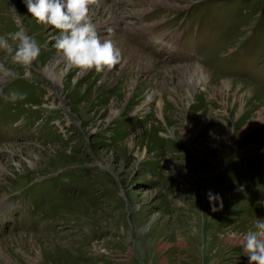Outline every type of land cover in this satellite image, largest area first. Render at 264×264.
Instances as JSON below:
<instances>
[{
	"label": "rangeland",
	"instance_id": "rangeland-1",
	"mask_svg": "<svg viewBox=\"0 0 264 264\" xmlns=\"http://www.w3.org/2000/svg\"><path fill=\"white\" fill-rule=\"evenodd\" d=\"M12 7L41 54L30 79L19 66L0 79V264H249L240 240L264 219V0H96L90 19L122 54L104 73L68 65L23 0H0V35L18 28ZM111 15L116 30L100 24ZM0 63L13 67L3 50ZM148 94L173 99L177 119L143 128ZM196 136L219 150L199 159Z\"/></svg>",
	"mask_w": 264,
	"mask_h": 264
},
{
	"label": "clouds",
	"instance_id": "clouds-1",
	"mask_svg": "<svg viewBox=\"0 0 264 264\" xmlns=\"http://www.w3.org/2000/svg\"><path fill=\"white\" fill-rule=\"evenodd\" d=\"M31 17L38 23L55 28L58 35L54 47L62 53L68 65L81 71H110L120 63L121 51L113 40L98 32L90 19V6L96 0H23ZM17 30L0 35V50L9 57L13 67L0 63V79L16 76L15 66L24 69L25 78H31V67L41 54V46L23 26L22 15L12 7ZM6 100L24 99L23 94L12 92ZM152 99L151 94L146 100ZM207 198L216 211L215 202L221 201L217 194L208 192ZM240 248L249 264H264V219L257 218L253 226L242 236Z\"/></svg>",
	"mask_w": 264,
	"mask_h": 264
},
{
	"label": "bare ground",
	"instance_id": "bare-ground-1",
	"mask_svg": "<svg viewBox=\"0 0 264 264\" xmlns=\"http://www.w3.org/2000/svg\"><path fill=\"white\" fill-rule=\"evenodd\" d=\"M114 19H115V16H113V15H111L110 16V18L107 20V21H105V22H103V23H100V24H104V25H106V24H109V23H112L113 22V28L116 30V27H117V22H120L121 21V19H116L115 21H116V23H115V21H114ZM99 24V25H100ZM117 24V25H116ZM98 25V26H99ZM105 32V31H104ZM112 39V38H111ZM53 65V64H52ZM49 66V65H48ZM47 66V68H49ZM55 67H53L52 68V71H50L49 73H48V76L51 78V79H57V77H56V74H55V69H54ZM18 69V68H17ZM75 85V84H74ZM125 89H126V86L123 88V89H121L120 88V90H122V91H120V95H118L117 97H121L122 98V96H124L125 95ZM177 89V88H176ZM133 94V93H132ZM132 94H130L129 95V97L131 98L132 97ZM139 97V96H138ZM162 97V96H161ZM128 98V97H127ZM171 98V97H170ZM172 98H175V97H172ZM81 99V98H80ZM194 99V98H193ZM83 100V99H82ZM165 100V101H164ZM131 101H132V99H131ZM141 101V100H140ZM143 101V100H142ZM158 101V102H157ZM74 102V101H73ZM84 102V101H83ZM82 102V103H83ZM116 102H119V101H110V103L112 104L111 106H116ZM153 102H155V100H153ZM153 102H149L148 103V107H150V108H148V110H146L145 111V104H146V102H144L142 105H139L138 107V111H145V113H144V116L142 117V120H144V122H143V128H152L153 127V122H151V123H148V124H146L145 122H146V119H147V116L149 115L150 116V114H154L155 115V117L154 118H156V119H158V120H160L159 118H163L164 116H165V114H167L166 116H169L170 118H172V119H177V118H175L176 117V115H175V113H174V111H173V107L174 106H176L177 105V103L172 99V100H168V99H165L164 97L163 98H161V99H158V100H156V102L157 103H153ZM95 103V102H94ZM101 103H103L104 105L103 106H107V107H109L110 106V104L109 103H105L104 102V100H100V102H99V104H101ZM152 103V104H151ZM93 104V103H92ZM97 104V103H96ZM95 104V105H96ZM172 104H174L173 106H172ZM176 104V105H175ZM93 106V105H92ZM102 106V107H103ZM120 106V105H119ZM91 109V105L90 106H88L86 109ZM116 108V107H115ZM115 108H114V112H115ZM89 109V110H90ZM93 109V108H92ZM100 109V108H99ZM96 110H98V109H96ZM132 111V110H131ZM135 111V110H134ZM97 112V111H96ZM156 112H157V114H156ZM219 112V111H218ZM118 113V112H117ZM260 114H261V112H260ZM95 115V114H94ZM118 115V114H117ZM112 116V115H111ZM224 116V115H223ZM101 117V116H100ZM139 117V116H138ZM151 117V116H150ZM153 118V119H154ZM165 118V117H164ZM261 118V117H260ZM152 119V120H153ZM187 119V118H186ZM217 119V118H216ZM219 119V118H218ZM224 119V118H223ZM149 120H151L150 118H149ZM148 120V121H149ZM210 120V119H209ZM259 120V119H258ZM147 121V122H148ZM187 121V120H186ZM212 121V120H211ZM193 122V121H192ZM218 122V121H217ZM100 123V122H99ZM177 123V122H176ZM207 123V122H206ZM104 124V123H103ZM109 124V123H108ZM173 124V123H172ZM212 124V123H211ZM102 125V124H101ZM146 125V126H145ZM175 125V124H174ZM106 127V126H105ZM191 125H190V127L188 128V130H187V135L188 136H191V135H189V130L191 131ZM197 127V126H196ZM229 127V126H228ZM226 128V127H225ZM210 129V128H209ZM227 128H226V130L225 131H223V133L220 135V139L221 140H223V143H221V146L220 147H223V149H224V151L226 150V152L228 153V146L229 147H231V144H228L227 143V141H228V133H227ZM208 131V130H207ZM138 132V133H137ZM145 132V131H144ZM210 132V131H209ZM143 133V131L142 130H138V131H136L135 132V134H136V136H141V134ZM177 133H178V135L181 133V135H182V131H180V129H177ZM218 133V132H217ZM139 136V137H140ZM180 136V135H179ZM142 137V136H141ZM140 137V138H141ZM181 137V139H182V141L184 142V137L183 136H180ZM216 137V136H215ZM219 137V136H218ZM138 137H136V138H133V140L132 141H134V140H136ZM130 140V139H129ZM169 140V139H168ZM191 141H192V144H191V147H192V150H193V152L196 154V155H198V158L199 159H205L204 157L205 156H207L208 155V152L209 153H211L210 154V156H214V152H215V150H219V147H218V145L217 144H215V145H212V147H211V149H210V151H207V144H206V142L204 141V142H202L201 141V143H200V139H199V137L198 136H196V137H192V139H191ZM230 141V140H229ZM228 141V142H229ZM197 142V143H196ZM123 143V142H122ZM125 144L126 143H128V140L127 139H125V142H124ZM231 143H233V142H231ZM74 144V143H73ZM209 144V143H208ZM135 145V143L134 142H132V144H131V146H134ZM129 146V145H128ZM197 146H200V147H197ZM198 149V150H197ZM47 150V149H46ZM198 152V153H197ZM42 153V152H41ZM148 153V152H147ZM180 155H182L181 154V152H177V157L182 161V156H180ZM209 156V155H208ZM231 156V155H230ZM233 156V155H232ZM171 157V156H170ZM174 157V156H173ZM172 157V158H173ZM224 158H226V155H225V153L223 152V154L221 155V165L222 164H224L225 163V161H224ZM157 159V158H156ZM184 159V158H183ZM158 160H159V162H160V164H161V167L163 168V169H165V161H162L161 159H159L158 158ZM177 160V159H176ZM179 160V161H180ZM206 160H208V159H206ZM183 162V161H182ZM169 163V162H168ZM212 163V162H211ZM209 165H210V163H209ZM215 166H216V164H214ZM212 167V166H211ZM181 169H183L184 167H180ZM179 168V169H180ZM215 168V167H214ZM165 171V170H164ZM210 172V170L209 169H206L205 170V173H209ZM175 173L177 174V173H179V170H175ZM192 173V172H191ZM193 174V173H192ZM188 176H189V174H188ZM8 180V179H7ZM9 181V180H8ZM7 184V183H6ZM8 187V186H7ZM169 187V186H168ZM9 188V187H8ZM161 189V188H160ZM168 189H172L171 187H169V188H166V189H162V190H164V193L165 192H167V193H169V195H168V198H169V196H170V192H168ZM165 196H167V194H165ZM177 199V198H176ZM12 202H13V200H12ZM169 202H171V201H169ZM185 202V201H184ZM170 206H172V205H170ZM211 210V209H210ZM91 211V210H90ZM92 214V213H91ZM163 217V216H162ZM100 220V217L96 214V215H94L92 218H91V220L90 221H92L93 223L92 224H90L89 226H95V225H97V223H98V221ZM167 220V219H166ZM165 222V221H164ZM167 223V222H166ZM164 224V223H163ZM169 224H171V223H169ZM160 230V229H159ZM159 232V231H158ZM177 233V232H176ZM92 247H94V245L92 246ZM94 249H95V247H94ZM51 250V249H50ZM25 252V251H24ZM48 252V251H47ZM52 252V251H51ZM28 255V254H27ZM25 259H27V258H25ZM32 260H33V258H32ZM35 264V263H34Z\"/></svg>",
	"mask_w": 264,
	"mask_h": 264
}]
</instances>
